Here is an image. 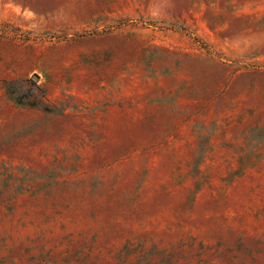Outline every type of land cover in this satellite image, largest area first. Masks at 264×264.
<instances>
[{"label":"rangeland","instance_id":"rangeland-1","mask_svg":"<svg viewBox=\"0 0 264 264\" xmlns=\"http://www.w3.org/2000/svg\"><path fill=\"white\" fill-rule=\"evenodd\" d=\"M126 243L264 264V0H0V264Z\"/></svg>","mask_w":264,"mask_h":264},{"label":"trees","instance_id":"trees-1","mask_svg":"<svg viewBox=\"0 0 264 264\" xmlns=\"http://www.w3.org/2000/svg\"><path fill=\"white\" fill-rule=\"evenodd\" d=\"M211 50L207 47L208 53H211ZM173 262L172 255L165 253L164 249H159L157 246H151L146 250L139 245L132 247L126 243L117 251L112 264H173ZM76 264L84 263L78 262Z\"/></svg>","mask_w":264,"mask_h":264},{"label":"water","instance_id":"water-1","mask_svg":"<svg viewBox=\"0 0 264 264\" xmlns=\"http://www.w3.org/2000/svg\"><path fill=\"white\" fill-rule=\"evenodd\" d=\"M38 77H39V75H38L37 73H35V74L33 75V78H34V79H38Z\"/></svg>","mask_w":264,"mask_h":264}]
</instances>
